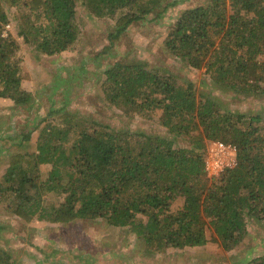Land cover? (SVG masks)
I'll return each instance as SVG.
<instances>
[{
  "label": "trees",
  "instance_id": "trees-1",
  "mask_svg": "<svg viewBox=\"0 0 264 264\" xmlns=\"http://www.w3.org/2000/svg\"><path fill=\"white\" fill-rule=\"evenodd\" d=\"M185 1L81 3L93 17L114 19L105 53L132 23H162L168 9ZM15 7L33 15L28 25L17 24V34L36 54L74 48L83 28L77 21L76 0H0V97L27 108L31 95L22 81L29 73L14 58L18 44L1 36L9 23L8 11ZM166 24L165 49L187 70L203 69L202 85L238 100L264 95V0H205L182 9ZM128 57L99 70L100 99L126 113L161 108L160 125L171 136L134 130L129 120H120V127L88 120L65 109L66 104L50 108L48 115L55 113L61 124L48 122L41 129L34 153L9 157L0 175V191H10L13 213L26 222L33 217L54 224L103 219L111 226L127 227L157 251L166 245H203L205 226H210L211 239L225 250L233 249L247 233L248 217L264 219V114L245 113L215 95L196 94L192 81L180 85L173 73L152 71L148 62ZM76 69L84 73L85 61ZM76 78L71 73L64 80ZM180 138L192 145L175 147ZM215 138L235 146L236 164L208 177L206 143ZM41 164L50 166L44 178ZM0 264H15L3 248ZM245 264H264V254Z\"/></svg>",
  "mask_w": 264,
  "mask_h": 264
},
{
  "label": "rangeland",
  "instance_id": "rangeland-1",
  "mask_svg": "<svg viewBox=\"0 0 264 264\" xmlns=\"http://www.w3.org/2000/svg\"><path fill=\"white\" fill-rule=\"evenodd\" d=\"M204 1L188 0L168 9L162 23L150 20L132 23L114 42L112 49L108 48L105 53L103 49L108 45L106 36L113 29L114 19L108 15L103 18L91 16L81 0H76V17L83 28L79 42L74 48L72 46L54 55L36 54L33 46L17 34V24L28 25L33 15L21 7L9 10V23L3 26L1 36L18 44L14 58H17L20 69L29 73V77L22 81V87L30 92L31 99L30 106L26 108L14 105L10 98L0 97V175L11 155L36 151L38 134L48 122L61 124L55 113H48L50 108L57 109L63 104H66L65 109L77 111L88 120L98 119L116 127L121 126L120 120L125 123L129 120L134 130L170 137L171 134L168 135L159 122L161 108L126 113L123 109L110 108L100 99L99 70L127 55V60L134 57L148 62L152 71L160 69L173 73L180 85L192 81L196 94L215 95L232 109L264 114V95L256 100H238L202 85L203 69L187 70L179 58L165 49L168 19L174 18L182 9ZM83 61L84 73H76V68ZM71 73L77 78L65 81ZM186 145L192 144L183 138L174 144L175 147ZM49 167L48 164L39 166L42 178L47 175ZM9 195L8 190L0 191V248L6 249L15 264H245L247 260L264 254V219L257 221L248 217L246 235L231 250H225L219 242L213 241L212 228L205 226L207 242L204 245L183 248L166 245L157 251L149 249L127 227L111 226L103 219H77L66 224H54L45 218L33 217L26 222L13 213ZM175 207L177 205L171 210H177Z\"/></svg>",
  "mask_w": 264,
  "mask_h": 264
},
{
  "label": "built area",
  "instance_id": "built-area-1",
  "mask_svg": "<svg viewBox=\"0 0 264 264\" xmlns=\"http://www.w3.org/2000/svg\"><path fill=\"white\" fill-rule=\"evenodd\" d=\"M236 164V148L219 138L207 141L204 156V171L208 177H216Z\"/></svg>",
  "mask_w": 264,
  "mask_h": 264
},
{
  "label": "crops",
  "instance_id": "crops-1",
  "mask_svg": "<svg viewBox=\"0 0 264 264\" xmlns=\"http://www.w3.org/2000/svg\"><path fill=\"white\" fill-rule=\"evenodd\" d=\"M204 245V244H203ZM201 246V245H200Z\"/></svg>",
  "mask_w": 264,
  "mask_h": 264
}]
</instances>
